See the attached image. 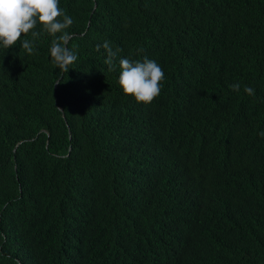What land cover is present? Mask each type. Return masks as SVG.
<instances>
[{
    "label": "trees",
    "instance_id": "trees-1",
    "mask_svg": "<svg viewBox=\"0 0 264 264\" xmlns=\"http://www.w3.org/2000/svg\"><path fill=\"white\" fill-rule=\"evenodd\" d=\"M58 7L67 73L45 33L0 47V264H264V0ZM144 57L147 105L119 85Z\"/></svg>",
    "mask_w": 264,
    "mask_h": 264
},
{
    "label": "clouds",
    "instance_id": "clouds-1",
    "mask_svg": "<svg viewBox=\"0 0 264 264\" xmlns=\"http://www.w3.org/2000/svg\"><path fill=\"white\" fill-rule=\"evenodd\" d=\"M72 24V17L58 7V0H0V47L8 50L19 40L22 49L33 55L35 41L45 33L53 37L49 48L51 62L61 73H67L78 59L76 51L68 47L72 39L68 29ZM22 34L31 39L24 38ZM100 47L97 45L98 51ZM103 48L106 50L104 62L110 71H114V60L120 50L113 51L108 41L104 42ZM164 79L162 67L147 57L135 61L128 58L119 60V85L123 93L137 103L147 105L157 98ZM231 87L239 90L240 86L235 84ZM244 91L254 95V89L250 87H245ZM260 135L264 137V132Z\"/></svg>",
    "mask_w": 264,
    "mask_h": 264
}]
</instances>
